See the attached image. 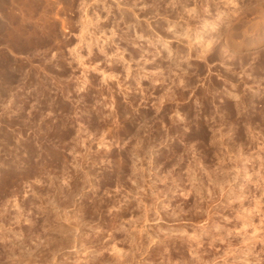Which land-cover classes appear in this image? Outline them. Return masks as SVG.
I'll use <instances>...</instances> for the list:
<instances>
[{
    "label": "rangeland",
    "instance_id": "rangeland-1",
    "mask_svg": "<svg viewBox=\"0 0 264 264\" xmlns=\"http://www.w3.org/2000/svg\"><path fill=\"white\" fill-rule=\"evenodd\" d=\"M64 1L0 70V264H264V0Z\"/></svg>",
    "mask_w": 264,
    "mask_h": 264
},
{
    "label": "bare ground",
    "instance_id": "bare-ground-1",
    "mask_svg": "<svg viewBox=\"0 0 264 264\" xmlns=\"http://www.w3.org/2000/svg\"><path fill=\"white\" fill-rule=\"evenodd\" d=\"M56 1L60 2V0H55V2ZM63 1L60 2L61 5ZM44 2L43 0H0L1 9L2 7L7 9V11H5L7 13H5V15L2 16V18H0L1 19L0 20V70L1 71L4 72L5 70H7V67L10 64L8 56H7V53H9V51L8 52L6 51L9 48L11 50L13 48L14 51L17 50L19 52L20 51L21 52L24 51L25 53L28 52L27 54L29 53L34 54V52H37V48L41 49L39 47H43V46L44 47L48 46L49 49H52L51 48L53 46L52 43L56 41L55 40L56 26H55V23L52 21L53 18L51 17L53 6L49 4V2L48 3H44ZM258 3L257 5L254 6L255 8H252L253 12L250 11V14L252 13L251 15L254 18V19L252 18L251 20H254L255 22L254 21L252 22L251 20H249L250 23L251 22L252 23L247 24L246 21L244 22L245 18L243 17L244 19L239 18L240 20L239 21L237 20L238 22L236 25L237 27L227 26V29H226L227 34H224L226 37L225 43H227L225 45H228V48H231V50L232 49L238 50L243 47V44L241 43L242 41L240 42V41H237V38L235 39L234 33L232 32V31H235L234 29H237V31L240 30V32L239 31L238 32L241 35H246L247 33L251 34V32L253 33L256 30V28L260 29V31L257 29L259 32L263 31L261 29H264V3L263 4H258ZM69 4H72V2H69ZM72 5L71 6L69 5V6L72 7ZM65 6H68V3ZM65 6H63L62 8H64ZM57 12L58 11H56V13ZM83 22L84 23H82L83 26H82L81 32L86 27H88V25L90 24L89 20L83 21ZM46 30L48 31V34L47 33L45 34ZM220 34L222 35L223 33H220V31H218V33L215 34L217 35L216 38L221 36ZM261 35H262V32H261ZM251 43H252V40H251ZM100 52L102 53L103 51L101 50ZM5 74H7V71L3 73V77L5 78L6 81L12 80V79H9L10 74L8 76H4Z\"/></svg>",
    "mask_w": 264,
    "mask_h": 264
}]
</instances>
